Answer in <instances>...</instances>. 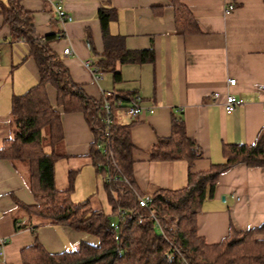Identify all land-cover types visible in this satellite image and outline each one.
<instances>
[{
    "label": "crops",
    "instance_id": "0c3cea01",
    "mask_svg": "<svg viewBox=\"0 0 264 264\" xmlns=\"http://www.w3.org/2000/svg\"><path fill=\"white\" fill-rule=\"evenodd\" d=\"M175 1L22 0L33 14L38 35L59 34L50 46L89 96L99 100L104 91H119L140 97L144 112H120L119 116L122 122H136L131 128L134 175L147 194L156 188L175 190L188 184V161L155 160L150 154L159 139L171 135L173 114L183 115L187 134L200 148L193 172L223 163L225 145L251 144L264 126V0H179L194 15L200 30L189 34L176 31ZM55 3L72 16L70 21H60ZM231 3L234 7L229 10ZM102 6L115 9L109 31L123 35L127 48L150 49L154 54L153 60L143 63L117 62L118 81L112 70L96 80L86 66L87 62L97 66L105 51L98 16ZM89 36L98 54L90 46ZM69 45L75 52L66 55L64 49ZM229 78H236L237 83L230 86ZM38 82V67L29 55V46L13 35L0 6V147L15 131L13 97ZM229 92L243 99L232 113H226L222 105ZM48 93L56 105L55 88L48 85ZM62 124L64 138L55 150L64 156L55 164L56 187L69 188L70 172L74 171L73 199H85L75 198L85 174L97 188V194H87L93 208L111 214L104 179L89 154L94 134L84 113L65 112ZM34 204L28 166L19 160L0 159V264H23L21 250L36 238L51 253L77 250L82 242L99 244L97 236L85 231L44 222L26 208ZM263 223L264 166L245 163L221 173L213 196L205 199L197 215L199 234L209 243L219 242L231 226L247 230ZM257 238L264 241V233Z\"/></svg>",
    "mask_w": 264,
    "mask_h": 264
},
{
    "label": "trees",
    "instance_id": "16d2710c",
    "mask_svg": "<svg viewBox=\"0 0 264 264\" xmlns=\"http://www.w3.org/2000/svg\"><path fill=\"white\" fill-rule=\"evenodd\" d=\"M0 6L13 35L27 42L39 72L36 85L13 97L11 116L15 131L0 147V159L19 160L28 166L29 188L36 199V204L26 207L31 213L44 222L82 230L100 240L97 245L82 242L77 250L51 253L36 238L21 250L23 264H264V241L257 238L264 233V223L247 230L231 226L217 243L207 242L197 225V215L205 199L213 196L221 173L238 163L264 166V126L251 144L225 145L223 163L193 172L200 148L187 134L183 115L173 114L171 135L159 139L150 154L155 160L188 161V184L175 190L156 188L149 194V203L142 206L139 200L147 193L141 191L135 179V144L131 138L136 122H122L119 116L120 112L129 111L132 102H139L137 94L128 96L116 91L99 100L89 96L73 81L68 67L50 46L59 34L38 35L33 14L24 8L22 0H0ZM174 7L178 33L200 31L194 15L183 3L176 0ZM98 16L105 51L96 65L103 73L114 71L118 81L121 73L115 70L117 62L153 60L150 49L131 50L125 46L123 35L109 31L115 9L102 6ZM88 40L98 54L91 36ZM48 85L57 92L56 105L50 100ZM106 101L111 107L110 123L106 121ZM75 111L84 113L94 134L89 154L104 179L112 206L109 215L93 208L90 198L73 199L74 171L70 172L69 188L56 187L55 164L64 156L55 150L64 138L62 114ZM47 147L51 150L47 151Z\"/></svg>",
    "mask_w": 264,
    "mask_h": 264
},
{
    "label": "built area",
    "instance_id": "2783aa9c",
    "mask_svg": "<svg viewBox=\"0 0 264 264\" xmlns=\"http://www.w3.org/2000/svg\"><path fill=\"white\" fill-rule=\"evenodd\" d=\"M54 7L56 9V12H57V15H58L60 21L63 24H65L66 22H68L72 19V16L69 13H67V11L63 8L62 5L55 3ZM233 7H234V5L231 3L228 6V9L229 10L233 9ZM64 52L66 55H71L75 52V49L73 48L72 45H69V46L65 47ZM86 66L91 69L96 80H99L103 77V72L97 66H90V62H87ZM228 83L230 86H233L237 83V79L236 78H229ZM113 94H114L113 91H104V97H108V96H111ZM219 96H220V94L218 92L214 93L215 98H218ZM137 99L139 101L140 97L137 96ZM118 103L121 104L122 100H119ZM241 103H243L242 98H239L235 94L229 92V93H227L225 101L223 102L222 105H223L226 113H232L236 109V107ZM105 108L107 110L106 121H107V123H110V121H111V117H110L111 107H110V104L108 101L105 102ZM144 110L145 109H143L137 101H134V102H132V106L129 108L128 113L132 114V115H137V114L144 112ZM149 111H152V110H149ZM97 148L101 149L102 146L98 144ZM150 200H151L150 195L146 194L144 197H141L139 201H140V204L142 206H146ZM112 225H116V224L114 222H112ZM5 242H6V240L3 241V244Z\"/></svg>",
    "mask_w": 264,
    "mask_h": 264
},
{
    "label": "rangeland",
    "instance_id": "374dc122",
    "mask_svg": "<svg viewBox=\"0 0 264 264\" xmlns=\"http://www.w3.org/2000/svg\"><path fill=\"white\" fill-rule=\"evenodd\" d=\"M53 105H55V103H53ZM94 181V180H93ZM97 188L96 185L92 184L89 182V180L87 179L86 175L84 174L83 177L80 180V184L78 187V190L76 192L75 198H77V196H79V198H87V194L89 193H96ZM97 194V193H96ZM83 200V199H82Z\"/></svg>",
    "mask_w": 264,
    "mask_h": 264
}]
</instances>
